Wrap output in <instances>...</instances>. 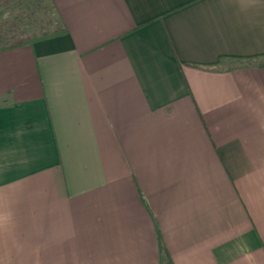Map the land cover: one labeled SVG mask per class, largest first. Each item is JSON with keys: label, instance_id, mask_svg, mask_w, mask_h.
Listing matches in <instances>:
<instances>
[{"label": "crops", "instance_id": "crops-1", "mask_svg": "<svg viewBox=\"0 0 264 264\" xmlns=\"http://www.w3.org/2000/svg\"><path fill=\"white\" fill-rule=\"evenodd\" d=\"M51 2L0 50V264H264V0Z\"/></svg>", "mask_w": 264, "mask_h": 264}, {"label": "rangeland", "instance_id": "rangeland-1", "mask_svg": "<svg viewBox=\"0 0 264 264\" xmlns=\"http://www.w3.org/2000/svg\"><path fill=\"white\" fill-rule=\"evenodd\" d=\"M60 25L51 0H0V41L28 36Z\"/></svg>", "mask_w": 264, "mask_h": 264}, {"label": "trees", "instance_id": "trees-1", "mask_svg": "<svg viewBox=\"0 0 264 264\" xmlns=\"http://www.w3.org/2000/svg\"><path fill=\"white\" fill-rule=\"evenodd\" d=\"M11 1H15V0H8V3ZM64 35H66V31L60 25L56 26L53 30L40 31L28 36L13 35L12 38L9 40L0 41V50L9 51L25 46H32L37 42L64 36ZM257 66L264 68V62L258 64Z\"/></svg>", "mask_w": 264, "mask_h": 264}]
</instances>
